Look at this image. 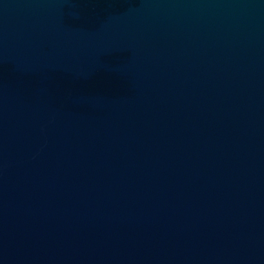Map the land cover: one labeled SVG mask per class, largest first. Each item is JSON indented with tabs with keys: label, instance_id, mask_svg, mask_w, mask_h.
I'll return each instance as SVG.
<instances>
[{
	"label": "water",
	"instance_id": "water-1",
	"mask_svg": "<svg viewBox=\"0 0 264 264\" xmlns=\"http://www.w3.org/2000/svg\"><path fill=\"white\" fill-rule=\"evenodd\" d=\"M0 264H264V0H0Z\"/></svg>",
	"mask_w": 264,
	"mask_h": 264
}]
</instances>
